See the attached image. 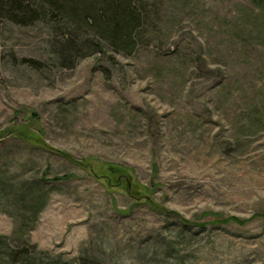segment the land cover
Wrapping results in <instances>:
<instances>
[{"label": "rangeland", "instance_id": "1", "mask_svg": "<svg viewBox=\"0 0 264 264\" xmlns=\"http://www.w3.org/2000/svg\"><path fill=\"white\" fill-rule=\"evenodd\" d=\"M15 1L40 17L10 20ZM133 5L125 53L45 0H0L1 249L264 264V0Z\"/></svg>", "mask_w": 264, "mask_h": 264}, {"label": "trees", "instance_id": "2", "mask_svg": "<svg viewBox=\"0 0 264 264\" xmlns=\"http://www.w3.org/2000/svg\"><path fill=\"white\" fill-rule=\"evenodd\" d=\"M45 2L50 7L48 16L51 11L53 17L64 19L75 28V34L82 29L92 31L102 40L108 41L115 51L130 53L136 45V39L142 33L140 31L142 17L133 5L134 0H45ZM8 6L9 10L5 8L6 16L16 23H21L23 16L31 19V13H35L36 17L41 15L37 10L26 11L16 1L14 6H11L10 2ZM1 244L2 242L0 251H5L4 260L7 264H20L21 260L29 255L24 248L5 249L8 247L6 245L1 249Z\"/></svg>", "mask_w": 264, "mask_h": 264}]
</instances>
